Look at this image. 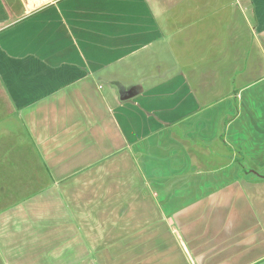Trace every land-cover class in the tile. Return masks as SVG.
Wrapping results in <instances>:
<instances>
[{
  "label": "crops",
  "instance_id": "0c3cea01",
  "mask_svg": "<svg viewBox=\"0 0 264 264\" xmlns=\"http://www.w3.org/2000/svg\"><path fill=\"white\" fill-rule=\"evenodd\" d=\"M29 8L0 0V85L52 211L2 264H264V0Z\"/></svg>",
  "mask_w": 264,
  "mask_h": 264
},
{
  "label": "rangeland",
  "instance_id": "374dc122",
  "mask_svg": "<svg viewBox=\"0 0 264 264\" xmlns=\"http://www.w3.org/2000/svg\"><path fill=\"white\" fill-rule=\"evenodd\" d=\"M21 1L25 6L28 5L27 0ZM38 5L40 4L37 3L29 9ZM16 115L0 85V264L5 259L4 254L9 256V248L3 250L9 244L18 245L21 250L25 248L23 241L26 239L34 245L47 240L46 236L32 237V228L41 226L37 221L52 211L49 206L41 207L39 203L28 202L37 192L46 188L49 184V174L42 165L33 141ZM261 184L264 185V182ZM260 209L264 211V205ZM61 220L63 221L52 223H63L64 227L72 223H83L82 220ZM21 231L25 235H18ZM31 238L34 240L29 241ZM21 239H24L23 244L19 242ZM12 256L18 258L19 253H13Z\"/></svg>",
  "mask_w": 264,
  "mask_h": 264
},
{
  "label": "water",
  "instance_id": "95a60500",
  "mask_svg": "<svg viewBox=\"0 0 264 264\" xmlns=\"http://www.w3.org/2000/svg\"><path fill=\"white\" fill-rule=\"evenodd\" d=\"M29 1V0H27ZM50 0H37V3L41 4V3H46ZM138 91V87H135L134 89L126 92V94L124 95V97H122L123 100H128L130 99L133 95L137 94ZM255 176L259 177V178H264V175H258L257 173H253Z\"/></svg>",
  "mask_w": 264,
  "mask_h": 264
},
{
  "label": "bare ground",
  "instance_id": "6f19581e",
  "mask_svg": "<svg viewBox=\"0 0 264 264\" xmlns=\"http://www.w3.org/2000/svg\"><path fill=\"white\" fill-rule=\"evenodd\" d=\"M27 2H28L29 7H33L35 4H37V0H29Z\"/></svg>",
  "mask_w": 264,
  "mask_h": 264
}]
</instances>
